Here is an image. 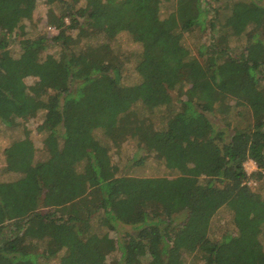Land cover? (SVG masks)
Segmentation results:
<instances>
[{
	"label": "trees",
	"instance_id": "obj_1",
	"mask_svg": "<svg viewBox=\"0 0 264 264\" xmlns=\"http://www.w3.org/2000/svg\"><path fill=\"white\" fill-rule=\"evenodd\" d=\"M43 1L54 31L28 37L37 0H0V133L45 111L41 158L26 135L5 150L0 264H264V0ZM124 30L139 53L112 44ZM128 142L131 166L175 176L126 174Z\"/></svg>",
	"mask_w": 264,
	"mask_h": 264
},
{
	"label": "rangeland",
	"instance_id": "obj_2",
	"mask_svg": "<svg viewBox=\"0 0 264 264\" xmlns=\"http://www.w3.org/2000/svg\"><path fill=\"white\" fill-rule=\"evenodd\" d=\"M259 1V0H258ZM162 11L166 14L167 12L171 11V6L165 5L162 6ZM54 18H52V12L49 7L45 4L43 0H37L36 7L33 12V18L29 20H24L23 23L27 26L26 32L28 37H36L38 34L46 33L47 27L53 28ZM116 33V31L114 32ZM113 36L112 44L118 45L121 47V51L123 53L135 55V53H139L141 51V46L139 42L133 37V35L127 31H120ZM239 38H234L230 41V46L235 48L237 51H241L245 48V39L246 37L243 35L239 36ZM138 39V38H137ZM198 39L196 34H188L184 35V44L182 46L185 48H190L192 50L193 55H197L196 44L198 43ZM258 50V49H257ZM12 51V52H11ZM11 54L17 55L19 52V45L18 43H14L11 46ZM57 48H52L47 51V54H52L57 56ZM134 61L130 63L126 70L131 71L129 77L127 78V83H132L135 81H141V77L134 73L132 74V70L134 68ZM35 82V79H30L29 83L32 84ZM45 115V111L41 110L31 121H29L24 126L19 125L16 129L2 127L0 133V179L5 181L14 180L18 176L14 173L6 172L7 161L5 150L9 145H11L12 141L21 137L28 136L34 143L35 148L38 151L37 158H41L42 149L44 148V138L43 134L38 133L37 128L42 123L43 118ZM96 138L100 141L104 140L103 134L100 131L95 132ZM135 142H128L126 146L121 150V152L116 153V150L112 149L111 153L113 159L119 163L127 166L126 174L144 177V178H154V177H174L175 174H172L169 170L166 169L165 165L160 163L159 161L155 160L153 157H150L146 160V162L141 166H131L129 164V155H133L135 151ZM245 169L249 175L255 173L257 171V165L254 161L250 160L245 163ZM252 187L258 188L256 182L250 183ZM212 220V230L214 228H218L219 225L224 226L225 223L229 222L232 219V216L229 212V208L227 206H222L213 215L210 216ZM122 232H130L134 233L131 227L122 226L118 234L113 233V237L117 238L119 234ZM264 239V237H263ZM119 253L115 252L109 258V264H113L115 260L119 259Z\"/></svg>",
	"mask_w": 264,
	"mask_h": 264
},
{
	"label": "built area",
	"instance_id": "obj_3",
	"mask_svg": "<svg viewBox=\"0 0 264 264\" xmlns=\"http://www.w3.org/2000/svg\"><path fill=\"white\" fill-rule=\"evenodd\" d=\"M49 29H50V31H52V32L54 31V28H52V27H49Z\"/></svg>",
	"mask_w": 264,
	"mask_h": 264
}]
</instances>
